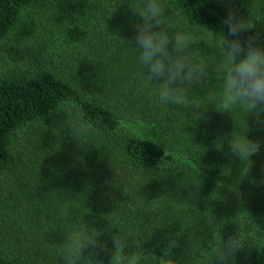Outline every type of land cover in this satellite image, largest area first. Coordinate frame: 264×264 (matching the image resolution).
<instances>
[{"label": "trees", "instance_id": "obj_1", "mask_svg": "<svg viewBox=\"0 0 264 264\" xmlns=\"http://www.w3.org/2000/svg\"><path fill=\"white\" fill-rule=\"evenodd\" d=\"M39 2L0 0V44L35 34L33 18L55 42L37 53L50 71H0V264H63L50 244L84 222L106 230L109 249L112 235L126 234L138 264H173L164 252L170 242L171 259L214 264L223 238L235 236L247 242L235 264H264V113L234 107L231 117L210 108L208 122L194 127L182 106L159 102L124 41L134 35L139 18L130 7L140 0L41 2L45 16L29 17ZM165 2L174 26H202L208 46L196 47L207 61L228 35L229 10L249 13L253 30L242 41L253 36L264 46V0ZM69 109L88 125L85 146L67 132L61 113ZM246 138L260 145L249 159ZM231 139L244 149L239 158ZM146 171L169 176L146 183ZM110 255L93 259L108 264Z\"/></svg>", "mask_w": 264, "mask_h": 264}, {"label": "clouds", "instance_id": "obj_2", "mask_svg": "<svg viewBox=\"0 0 264 264\" xmlns=\"http://www.w3.org/2000/svg\"><path fill=\"white\" fill-rule=\"evenodd\" d=\"M130 9L139 19L134 25L132 39L124 40L126 48L136 64L143 69L144 83L156 90L159 102L167 107L182 106L184 111L181 113L185 115L189 125L194 123V127L200 122H208L210 108L217 113H228L231 117L234 107L242 108L249 113L248 116L264 113V46L253 36L242 41L243 35L253 30L249 13L247 16H240L232 10L228 11L227 18L223 21L228 28V35L223 33L219 43L212 49L211 61H207V55L196 47L201 42L208 46L207 42L200 40L199 28L202 26H174L171 19L175 13L165 0H140L137 9ZM168 10L171 15H166ZM220 33L213 34L219 36ZM50 70L49 65H39L35 72L39 74ZM217 71L221 76L212 75ZM218 92L222 96L216 100ZM193 94L198 95L200 100H194L186 106V101ZM61 114L63 122L67 119L69 135L80 146L87 145L80 143V138L87 135L88 125L82 119L74 117L71 109ZM246 140L250 149L249 159L259 151L260 145L247 138ZM230 150L238 158L244 151L232 139ZM248 171L249 166L246 173ZM145 174L150 176L146 183L169 176L161 177L157 172L149 174L147 171ZM104 231L106 230L89 228L84 222L82 230L61 231L63 242L60 245H50H55L59 250L57 255L63 260V264H104L103 260L93 259L99 252L111 253L108 264H138L137 254L132 250V243L126 234L112 235L114 249H109L107 243L101 241ZM169 245L173 246L171 250ZM246 245L247 242L237 236L226 240L223 238L215 254L214 264H235L236 254ZM176 246L174 242H170L164 252H167V258L173 264H182L183 261L170 258L172 249Z\"/></svg>", "mask_w": 264, "mask_h": 264}, {"label": "rangeland", "instance_id": "obj_3", "mask_svg": "<svg viewBox=\"0 0 264 264\" xmlns=\"http://www.w3.org/2000/svg\"><path fill=\"white\" fill-rule=\"evenodd\" d=\"M58 1L60 0H41L43 4L49 3L52 8H54V3L56 4ZM41 2L35 6L29 17L41 12L43 13V16H45L44 12L46 11L45 8H41L43 5L40 4ZM32 22L33 23H29L28 29L34 27L35 34H29L27 40L23 35V37H19L18 39L13 38L0 44V71L5 70L6 68L17 67L18 65L23 66L24 68L28 67L27 65L35 68L37 65L38 67L39 65H46L44 61L41 63L38 62L39 58H37V53L48 51L50 48L54 47L55 42L51 43L49 38L43 33V21H39L38 18H33ZM39 44L40 46H38Z\"/></svg>", "mask_w": 264, "mask_h": 264}]
</instances>
